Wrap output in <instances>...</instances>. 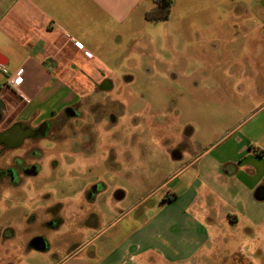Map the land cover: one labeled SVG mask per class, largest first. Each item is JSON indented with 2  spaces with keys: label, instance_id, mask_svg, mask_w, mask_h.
I'll list each match as a JSON object with an SVG mask.
<instances>
[{
  "label": "crops",
  "instance_id": "obj_1",
  "mask_svg": "<svg viewBox=\"0 0 264 264\" xmlns=\"http://www.w3.org/2000/svg\"><path fill=\"white\" fill-rule=\"evenodd\" d=\"M154 8L152 0H0V63L10 74L24 70L17 92L5 88L6 77L0 72V120L1 111L10 122L47 118L72 106L76 99L93 95L99 83L112 81V67L126 59L124 47L141 43L148 34L142 29L162 23L146 20ZM165 22L181 23L189 33H209L207 42L218 44L209 46L211 50L219 45L240 48L241 58L235 60L242 65L240 81L260 94L264 0H174ZM229 34L237 36L229 41ZM259 105L238 138L226 137L217 153L212 147L194 156L170 179L179 180L175 190L166 193L169 205L177 206L176 212L133 226L119 248H114L115 236L124 228L113 232L94 248L92 261L103 255L108 258L102 264H125L124 259L133 264H156L153 258L157 264H193L217 240L212 229L220 232L230 226L237 231L245 225V238L241 237L245 245L235 255L244 258L245 264H254L253 256L248 259L242 249L254 256L264 252V102ZM173 159L181 160L182 155ZM186 173L189 176L182 181ZM65 201L68 211L71 202ZM95 206L96 201L85 205L74 215L75 222L64 226L69 232L71 226H80V232L96 235L90 243L98 245L103 232L98 234L96 224H84L91 214L102 222L104 217L92 210ZM125 218L115 220L110 229ZM7 242L11 256L16 252L13 240ZM81 250L60 264H87L76 259ZM145 254L149 255L143 257Z\"/></svg>",
  "mask_w": 264,
  "mask_h": 264
},
{
  "label": "rangeland",
  "instance_id": "obj_2",
  "mask_svg": "<svg viewBox=\"0 0 264 264\" xmlns=\"http://www.w3.org/2000/svg\"><path fill=\"white\" fill-rule=\"evenodd\" d=\"M171 23L164 21L142 29L148 32L145 39L138 46L124 47L126 59L112 67L115 89L98 99L102 107L115 102L117 111L113 115L117 124L111 125L104 119L103 116L109 114L108 109L105 113V108L99 109L97 127L88 136L92 141L83 145L80 151L69 141L60 150H55L54 146L49 150L51 160L58 152L65 157L66 163L61 162V170L70 171L79 163L76 173H72L73 182L69 181V173L66 179V195L72 202L71 209L63 210L64 222H75L74 215L85 207L83 195L92 185L103 183L106 187L104 192L96 194V206L92 207L104 217L102 222L95 217L84 221L87 226L96 224L98 234L103 232L98 245L90 243L96 235L80 232L78 225L71 226L70 232L65 223L57 233L41 230L39 222L49 219V206L38 207L35 210L38 223L27 225L30 210L25 201L21 213L18 211L19 215L15 217L12 210L16 207L13 202L5 203L9 192L3 190L0 200L1 264H60L66 256L81 249L77 260H85L87 264L104 263L108 257L103 255L97 257L98 261H92L90 255L94 248L113 232L124 228L115 236L114 248H119L133 226L147 225L154 216L163 218L167 213L176 212L177 206L169 205L166 193L174 191L179 180L173 182L170 179L194 156H200L212 147L211 151L217 153V147L226 137L238 138L241 128L264 102V83H259L260 94L257 95L255 89H247V83L240 81L238 74L242 65L235 62L236 58H241L240 48L234 50L232 46L219 45L217 50H211L209 46L218 44L207 42L209 33H189L185 25ZM228 36L232 41L237 35ZM81 111H86L84 106ZM175 153L182 155V159L174 160ZM188 174L181 180H187ZM118 191L125 194L122 201L114 197ZM124 215V221L110 229L111 224ZM245 227L241 225L233 231L228 226L224 232L212 229L217 240L210 242V251L206 250L193 264H245L244 258L235 255L245 245L241 239ZM40 233L46 235L55 252L27 248ZM7 237L13 240L16 251L11 256L9 242L3 243ZM247 243L250 247V242ZM245 250L248 249L243 248V254L248 259L253 256L254 264H264V252L254 256L250 250ZM153 260L158 263L156 258ZM122 262L133 264L125 259Z\"/></svg>",
  "mask_w": 264,
  "mask_h": 264
},
{
  "label": "flooded vegetation",
  "instance_id": "obj_3",
  "mask_svg": "<svg viewBox=\"0 0 264 264\" xmlns=\"http://www.w3.org/2000/svg\"><path fill=\"white\" fill-rule=\"evenodd\" d=\"M128 81L131 83L132 79ZM114 89L112 81H103L98 84L96 91L90 97L78 98L72 106L61 113L47 118L39 117L28 123L22 120L7 121L4 118V111H1L0 200L3 197V190H7L9 198L5 203H14L13 206L16 208L12 211L15 217L19 215L18 211L21 213L20 210L25 201V206L30 210L26 224L33 226L38 223V214L35 210L38 207L49 206L47 208L49 219L39 222L40 229L52 233L62 229L65 223L63 216L65 200H70L66 195L68 186L66 179L69 173L70 180H68L73 182L72 173H76L75 169L79 163L70 171L61 170V162L66 163V159L58 152L57 157L51 160L50 147L54 146L55 150H60V147L69 141L77 151H80L83 145L92 141V137L88 138V136L92 135L91 130L97 127L100 119L99 109L105 108L104 113L108 109L109 114L103 117L111 122V125H116L117 118L113 115L117 111L113 105L115 102L111 101L109 106L102 107L98 99L100 95L113 92ZM93 99H95L94 102H92ZM83 106L86 111H81ZM105 189L103 183L92 185L84 193L82 203L88 206L94 205L96 194L104 192ZM121 195L124 193L118 191L114 197L117 201H122L124 198L121 199ZM93 217L94 215L91 214L89 218ZM12 231L15 237L16 233L13 229ZM8 239V237L3 239V243L9 241ZM41 245L43 249L39 250ZM27 248L52 251L51 244L44 233L34 237Z\"/></svg>",
  "mask_w": 264,
  "mask_h": 264
},
{
  "label": "trees",
  "instance_id": "obj_4",
  "mask_svg": "<svg viewBox=\"0 0 264 264\" xmlns=\"http://www.w3.org/2000/svg\"><path fill=\"white\" fill-rule=\"evenodd\" d=\"M155 8L146 14L148 22H164L170 17L174 0H152Z\"/></svg>",
  "mask_w": 264,
  "mask_h": 264
},
{
  "label": "built area",
  "instance_id": "obj_5",
  "mask_svg": "<svg viewBox=\"0 0 264 264\" xmlns=\"http://www.w3.org/2000/svg\"><path fill=\"white\" fill-rule=\"evenodd\" d=\"M77 47H81L79 43H75ZM88 57H91L92 55L90 53H87ZM0 72L6 77V83L5 88H7L10 91L17 92L20 86L23 83V74L24 70H18L15 74H10L6 67L0 63Z\"/></svg>",
  "mask_w": 264,
  "mask_h": 264
},
{
  "label": "water",
  "instance_id": "obj_6",
  "mask_svg": "<svg viewBox=\"0 0 264 264\" xmlns=\"http://www.w3.org/2000/svg\"><path fill=\"white\" fill-rule=\"evenodd\" d=\"M173 157H174V158H179V154H178V153H175V154L173 155ZM120 198L123 199V198H124V195H121ZM40 249H43V248H42V245L39 247V250H40Z\"/></svg>",
  "mask_w": 264,
  "mask_h": 264
}]
</instances>
